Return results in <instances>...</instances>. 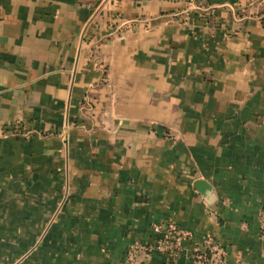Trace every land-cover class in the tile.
Returning a JSON list of instances; mask_svg holds the SVG:
<instances>
[{"label":"crops","instance_id":"obj_1","mask_svg":"<svg viewBox=\"0 0 264 264\" xmlns=\"http://www.w3.org/2000/svg\"><path fill=\"white\" fill-rule=\"evenodd\" d=\"M191 1L0 0V264H264V0Z\"/></svg>","mask_w":264,"mask_h":264},{"label":"built area","instance_id":"obj_2","mask_svg":"<svg viewBox=\"0 0 264 264\" xmlns=\"http://www.w3.org/2000/svg\"><path fill=\"white\" fill-rule=\"evenodd\" d=\"M191 2L195 4L196 0ZM258 223L260 233L264 236V208L259 212ZM153 234L152 243H134L130 246L128 250L130 264H141L140 255L149 257L155 252L168 255L169 264H176L185 251L190 253L195 264H226L227 249L210 234L197 238L192 231L174 222L154 225Z\"/></svg>","mask_w":264,"mask_h":264}]
</instances>
